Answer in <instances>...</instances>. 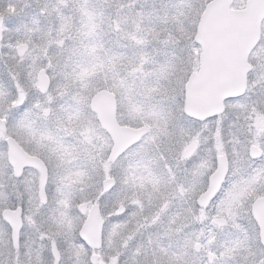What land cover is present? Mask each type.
I'll return each instance as SVG.
<instances>
[{"label": "snow or ice", "instance_id": "obj_1", "mask_svg": "<svg viewBox=\"0 0 264 264\" xmlns=\"http://www.w3.org/2000/svg\"><path fill=\"white\" fill-rule=\"evenodd\" d=\"M0 264H264V0H0Z\"/></svg>", "mask_w": 264, "mask_h": 264}]
</instances>
